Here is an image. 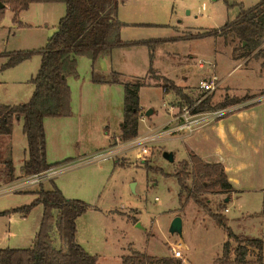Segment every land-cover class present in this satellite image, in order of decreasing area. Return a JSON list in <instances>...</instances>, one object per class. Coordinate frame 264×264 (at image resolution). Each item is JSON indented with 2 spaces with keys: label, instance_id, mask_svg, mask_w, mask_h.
I'll list each match as a JSON object with an SVG mask.
<instances>
[{
  "label": "rangeland",
  "instance_id": "374dc122",
  "mask_svg": "<svg viewBox=\"0 0 264 264\" xmlns=\"http://www.w3.org/2000/svg\"><path fill=\"white\" fill-rule=\"evenodd\" d=\"M258 1L119 0L122 16L146 22L125 26L121 30L122 40H161L154 43L152 50L144 44L115 50V61L111 63L129 69L128 62L136 61L139 64L136 74L151 83L141 89L140 97L144 112L151 108L154 113L146 117L142 111L144 117L138 124L139 136L148 138V153L141 155L140 144L124 147L125 142L136 137L130 140L120 137L122 86L90 82L92 62L79 56L77 76L67 77L71 111L79 116L46 118L44 125L46 161L61 166L62 171L39 185L0 192V248L32 244L40 224L41 205H35L26 215L12 209L30 204L41 187L49 190L53 186L66 198L88 204L86 212L76 219V239L86 252L96 255L97 264H120L122 255L131 249L156 259L166 255L173 257L171 246L178 241L182 242V258L175 259L181 260V264H213L228 239L226 230L212 215L216 212L224 216V222L235 234L264 238V201L258 191L239 192L229 199L230 191L215 188L205 194V207L192 200L185 201L184 205L180 203V187L173 173L178 162L189 154L186 146L200 140L208 130L206 128L204 133L195 130L206 123L203 122L193 125L188 138L184 136L189 133L186 129L170 131L177 123L171 120L166 109L173 94L164 95L159 86L154 85L163 83L160 77H168L192 100L209 95L211 105L225 99L234 101L227 107L249 103L262 94L264 90L259 94L254 92L264 88L263 57L256 56L255 51L243 56L240 41L233 33L196 36L220 28L226 21L234 20L241 8ZM64 14L65 5L61 2H34L14 20L12 11L6 7L0 18V53L44 47ZM5 61L6 57L0 56V104L27 102L34 89L31 79L38 70L40 55L35 53L14 66L1 68ZM98 61L94 66L100 71ZM150 65L153 67L151 75L148 73ZM213 73L218 77V87L211 92L200 90L199 80ZM85 96L86 104L80 106L85 103ZM177 98V116L182 106L192 109L198 102L181 101V106ZM207 111L210 109L202 112ZM248 142L235 139L230 146L240 155V177L244 183L257 188L264 186V149H259L256 140L252 139V144ZM207 147L210 150L213 145L208 142ZM226 149L227 145L220 143L219 152L226 153ZM165 151L173 153L172 162L164 158ZM8 155L14 173L18 174L12 179L6 176L7 169L2 163ZM27 156L22 118L15 119L11 134L0 135V189L27 176L20 173ZM186 179L191 183L190 173ZM175 216L182 219L181 237L168 231ZM53 235H56L55 230ZM54 242L58 245L56 236ZM230 245L235 243L230 240Z\"/></svg>",
  "mask_w": 264,
  "mask_h": 264
},
{
  "label": "trees",
  "instance_id": "16d2710c",
  "mask_svg": "<svg viewBox=\"0 0 264 264\" xmlns=\"http://www.w3.org/2000/svg\"><path fill=\"white\" fill-rule=\"evenodd\" d=\"M61 2L65 5V14L59 19L57 28L47 39L45 46L38 50H19L1 52L6 57L1 68L14 66L33 54L40 55V64L31 79L34 89L30 99L22 104H0V135L9 136L13 121L22 118V132L27 142V158L21 165V173L31 175L55 164L46 161V138L43 120L46 117H65L71 115V92L67 77L77 76V57L85 56L92 62L91 80L102 83H120L123 85V119L120 125V137L130 140L138 135L139 106L138 90L147 85L145 77L124 79L118 72L100 75L94 64L114 48L147 45L150 50L155 40L123 41L120 31L125 23L117 17L119 0H0V18L4 9L9 7L13 19L26 10L31 3ZM20 24V23H19ZM233 33L240 41L243 56L255 51L256 56L264 58V0H259L248 8H241L232 21H226L220 28H214L196 36L227 35ZM244 43V45H243ZM149 60L153 56L149 53ZM148 73H153L150 65ZM159 84L165 93L170 90L187 103H195L182 89L167 77ZM264 91L262 92V94ZM226 98V97H225ZM234 101L225 99L218 105H211L210 96L198 100L191 109L192 113L207 109H221ZM7 169L6 176L12 179L14 167L11 156L2 162ZM191 174V183L186 175ZM179 184V200L182 205L192 200L205 207V194L218 188L230 191L232 185L227 179L224 167L219 162H205L198 155L189 152L186 159L178 162L173 173ZM36 198L27 205L14 208L12 212L26 215L35 205H41L42 214L39 228L28 247L0 248V264H97V257L85 251L76 239V219L86 212L88 204L79 199L66 198L61 190L53 186L45 190L42 187L35 192ZM5 213V212H3ZM217 223L226 230L227 240L223 243L222 254L213 264H264V238L247 237L235 234L224 222L220 213L212 214ZM55 234L53 235V231ZM58 239V245L54 242ZM230 240L235 243L230 245ZM251 255V257H249ZM120 264H181V260L171 256L158 259L134 249L122 255Z\"/></svg>",
  "mask_w": 264,
  "mask_h": 264
},
{
  "label": "crops",
  "instance_id": "0c3cea01",
  "mask_svg": "<svg viewBox=\"0 0 264 264\" xmlns=\"http://www.w3.org/2000/svg\"><path fill=\"white\" fill-rule=\"evenodd\" d=\"M123 3H126V1H123ZM117 17L121 22L125 23V25L122 26L121 30L127 25L146 24V22L144 20H140V18H125L124 16H122L121 9H119V7L117 9ZM120 35H121V31H120ZM123 41H127V40H123ZM125 47H129V46H125ZM120 48H124V47L114 48L110 52V54L103 56V57H100L98 59L100 71H99V69H95L97 71V73H99L100 75L106 76V75L111 74L112 72H118L121 74L122 77H124L125 79H128V80L133 79L134 77H144V76H139L136 74L137 72H135V70L139 69V64L136 61L132 60V61L128 62L129 69H125V68L119 67L117 65L111 64L112 61L114 60L113 54H114L115 50H118ZM77 59H78V57H77ZM145 63H146V61L144 62V64ZM140 68H143V66L141 65ZM89 77H90V78H88L89 81L93 82L91 80V72H90ZM169 79H171V78H169ZM171 80L175 83L174 79H171ZM67 82L69 85L68 78H67ZM95 83H98L100 85H108V86L120 85L123 88V85L120 83H102V82H95ZM150 84L151 83H147V86H149ZM154 85L158 86V84H154ZM176 85L179 86L178 84H176ZM144 86H146V85H144ZM144 86H141L138 90L139 106L143 112H144L145 107L141 103L140 91ZM159 88L161 89V91L164 95H168L169 93L173 94V97H172L171 101L169 102V106L166 109L168 111V114L171 115V120L174 122H177L172 127L173 129H175L176 127L181 125V123L178 122V116H177L176 111H175V107H176L175 103H178L179 99L177 98V96L175 95L174 92L169 91V92L165 93L160 86H159ZM262 90H264V88H262L258 92H254V93L259 94V92H261ZM255 98H253V99H255L254 101L249 102L245 105L239 106V107L233 109L232 111L228 112L227 114L223 115L222 117H219V118L214 119L212 121H208L205 124L198 126L201 128L196 127L197 129H195V130H197V131L203 130V133L205 132L204 130H206V128L208 131L205 132L204 134H202V138H200V140H198V141L196 140L194 143L186 146L187 154L189 152H193L196 155H198L205 162H212V163L219 162L223 165L227 179L230 182V184L232 185V189L230 190L231 196L229 197V199H231V197L233 195H235L239 192L244 193L246 191L254 190V191H258V192L262 193V197H263V201H264V186L259 185V186H257V188H252L253 185L249 186L247 183H244L245 180L243 179V177H240V174L242 171L240 155L237 154L236 152H234L230 146L231 140L247 139V141H249L248 143L252 144V139H253V141L256 140V143H257V146L259 147V149H264V93L260 94L259 96H255ZM83 99H84L85 103H83V104L81 103L80 106H84V104H86V96ZM70 106H71V101H70ZM232 106H237V105H232ZM153 113H154V109H152V113L150 115H152ZM76 115L79 116L74 111H71V115H69V116L46 117V118H64V119H67L69 117H73ZM150 115L146 116V117H150ZM144 116H145V112H144ZM144 116H142V112H141L140 116H139V121L142 120V118ZM46 118H44V120H43V126L45 125ZM65 123H69V122L65 121ZM138 124H139V122H138ZM182 130H184V129H182ZM44 131H45V129H44ZM191 132L184 134V136L188 138L191 135L190 134ZM139 137L140 136L138 133V135L135 139H137ZM45 138H46V133H45ZM208 142L211 145H213V147L210 148V150H207V149H209L207 147ZM220 143H225V145H227V149H226L227 152L226 153L225 152H223V153L219 152L218 149L220 148ZM124 144H126V146H124L126 148L127 146H129L131 144V141L127 142V143L125 142ZM14 174H15V176L18 175L16 173H14ZM224 211H227L226 207H224Z\"/></svg>",
  "mask_w": 264,
  "mask_h": 264
},
{
  "label": "built area",
  "instance_id": "2783aa9c",
  "mask_svg": "<svg viewBox=\"0 0 264 264\" xmlns=\"http://www.w3.org/2000/svg\"><path fill=\"white\" fill-rule=\"evenodd\" d=\"M199 65H202V63H200ZM218 85H219L218 77L214 73L207 77L201 78L198 82V88L204 92H211L215 90L218 87ZM255 99H253L252 101H254ZM245 104L247 103H240L237 104V106H229L221 109L210 110L207 112L200 111L196 113H192L191 109L187 105H184L182 106L181 113L178 116V119L182 120L181 125L176 127L175 129L172 128L170 131L177 132L182 129H186L188 130V132H191L193 129V125L201 124L203 122H208L210 120H214L219 117H222L223 115L227 114L233 109ZM147 140H148L147 137L144 138L139 137L137 139L132 140L131 144L132 145L140 144L141 155H143L148 153V148L146 143ZM61 171H62L61 166L53 165L45 170H42L40 172L31 175H27L26 177L21 178L19 181L9 184V186L0 189V192L3 193L2 192L3 190H5V192H11L12 190L15 189H23L24 187H29L32 185H39L46 180H50L54 178ZM181 243H182L181 241H178L172 244L171 246L172 256L174 258H182Z\"/></svg>",
  "mask_w": 264,
  "mask_h": 264
},
{
  "label": "water",
  "instance_id": "95a60500",
  "mask_svg": "<svg viewBox=\"0 0 264 264\" xmlns=\"http://www.w3.org/2000/svg\"><path fill=\"white\" fill-rule=\"evenodd\" d=\"M4 5L3 4H0V7H3ZM244 45V43H243ZM152 113V109H147L145 111V116H149L150 114ZM163 156L166 160L172 162L174 160V155L172 152H164L163 153ZM131 189L134 190V187L133 185L131 186ZM139 226V224L137 225ZM169 233L171 235H174V234H177L179 235L180 237L182 236V219L181 217L179 216H175L171 222H170V225H169V229H168Z\"/></svg>",
  "mask_w": 264,
  "mask_h": 264
}]
</instances>
